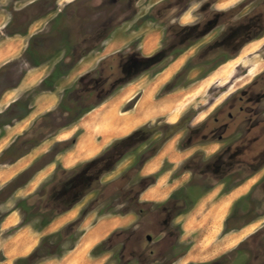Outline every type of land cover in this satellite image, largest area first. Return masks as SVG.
Instances as JSON below:
<instances>
[{"label":"rangeland","instance_id":"obj_1","mask_svg":"<svg viewBox=\"0 0 264 264\" xmlns=\"http://www.w3.org/2000/svg\"><path fill=\"white\" fill-rule=\"evenodd\" d=\"M69 1L0 0V62L11 46L6 40L15 47L12 57L0 63V137H6L0 164L24 157L27 166L22 173L13 171L0 187V232L11 237L13 247L30 235L31 250L27 259L11 258L9 264H264V186L257 187L264 169L253 175L243 167L235 177L214 180L209 189L208 182L177 173L196 149L181 152L190 128L218 116L222 104L264 71V0H218L215 5L214 0H124L122 12L118 1L96 0V8L106 9L110 33L99 31L103 16L92 17L97 27L87 29L84 0ZM170 3L187 5L182 24L177 16L166 17ZM216 7L228 9L220 26L207 23L173 60L167 53L168 23L185 26L189 34L197 22H210L207 14L218 12ZM230 22L238 26L229 28ZM7 24L10 31L2 32ZM102 39L108 40V52L117 49L115 54L122 55L118 65L116 60L102 63L104 51H97ZM102 66L107 74L116 73L103 93L124 85L102 102L93 96L84 101L81 108L96 106L76 118L78 107L71 111V106L79 95L88 97L81 94L89 80L97 84ZM137 124L142 131L135 142L142 143L136 152H131L133 139L120 142L106 169L98 165L102 172L93 177L95 187L75 195L76 208L64 212L74 201L69 204L62 195L78 176L63 166L99 153ZM162 143V152L144 171L164 168L143 198L162 202L169 187L183 185L185 191L164 207L144 199L137 205L141 178L136 166L147 146ZM198 146L207 155L222 143ZM35 173L38 178L30 183ZM117 216L127 217L125 223ZM103 220L107 227L94 235ZM6 259L0 251V264Z\"/></svg>","mask_w":264,"mask_h":264},{"label":"flooded vegetation","instance_id":"obj_2","mask_svg":"<svg viewBox=\"0 0 264 264\" xmlns=\"http://www.w3.org/2000/svg\"><path fill=\"white\" fill-rule=\"evenodd\" d=\"M73 1H77V0H71L69 1V3H72ZM95 1L96 0H84L83 9L85 10V12L89 13V17L86 19L84 26L90 31L91 30L93 31L97 27V22L93 21L92 17L103 16V19L101 20H103L105 24L103 25L102 23L100 24L99 22L100 25L99 31L102 33H110L112 29L110 26L106 24L107 19H104V17L107 16L105 11L106 9L96 8ZM115 1H118L117 3L123 4V8H119V11L120 10L121 12L124 11L125 9L124 0H115ZM217 2L218 0H214L213 4L215 5V3ZM78 6L80 8L79 10L81 11V3H79ZM38 10H42V7H39ZM216 10L218 12H209L207 14V16L211 17L209 18L211 20L210 22L209 20H206L208 22H204V24L197 22L198 24L193 26L195 27L192 29L194 31H192V33L187 34L188 31L183 30V28L186 27L184 26L181 28L182 23L179 20V18H181V16H183L188 11L187 5L178 6L177 3H170L168 10H166V14H167L166 17L170 19L172 16L174 17L177 16L178 23H181V24L168 23V32L169 35L172 36V39L168 42L169 46L167 53L170 55H174L173 60H176V58H178V56L182 52H184L187 48H189L188 44H185V42L189 40L188 38L193 37L195 34H199V32H201L205 26H209L207 23L214 24L215 28L217 26H220V22L223 20L224 16H226V14L228 13L226 12L228 9H221L219 7H216ZM60 12H62V10H60ZM60 12L55 14L56 18L59 16ZM117 16L118 13L115 14V17ZM189 23H193V22H188L187 24ZM136 25L139 26V23H137ZM9 26H10L9 24L5 25L3 27L4 30H2V32H9L10 31ZM236 26H238L236 22L233 23L230 22L229 24V28L232 27L234 29ZM27 29H29L28 26L26 30ZM88 42L90 43V41ZM107 42H108L107 39H102L100 46L97 49L98 52H100L101 50L104 51L103 58L105 60L102 63L104 64L109 61L116 60L118 65L119 60L122 59L121 58L122 55L120 56V54L119 55L115 54V51H117V49L108 52L106 47ZM179 42H181L182 44L179 45ZM191 42L193 41H190L188 43L190 44ZM65 44L69 46V43H65ZM133 48L131 46V49ZM136 48L138 49L137 45ZM90 53H91L90 50H88V55ZM128 55H131V53H129ZM136 57H139V55ZM172 63L170 62L169 65ZM110 68L114 69L115 67L111 66ZM118 69H121V67L117 66V70ZM100 70L101 71L98 73L99 78L97 80H94V82H97L98 85L93 84L92 80H89V85L85 89L84 94H81L88 97L86 99H82L79 95V98L76 100V104L71 106L72 107V109H70L71 111H73L74 107L76 106L78 107V110L76 111L77 114L76 118H79L81 115L85 114L87 111L91 110L96 106L95 104H92L87 107H83V108L80 107V105L84 101L88 100L90 97L93 96L98 98V101L101 100L104 101L107 96H109L110 94L112 95L113 92H115L117 89L123 87L124 84L121 83L117 85L114 88V90H112L113 91L112 93L111 92L107 94L103 93L105 92L109 80L114 78L116 73L115 75L107 74L105 66H102ZM174 78L176 82L178 76ZM140 131L142 130H139V128L138 129L135 128L129 135L114 139L113 141L108 143L107 146L103 147L99 153L91 156L90 158L78 161L75 164H72L71 166H63L67 171V173H70L72 176L73 175L78 176V180L77 179L73 180L71 183H69L70 185L67 184L68 187L64 191L65 194L62 195L63 201L65 200V202H69V204H71L74 201L71 205H69V207L64 212H70L76 208L79 201L75 199L74 197L75 195L79 193H85L87 188L91 190L93 187H95L97 182L94 184L95 178L93 179V177L101 176L100 173L102 172V170L98 168V165L102 164V167H105L104 170L106 169V165L108 164V161H110L111 157L117 153V148L120 142H123L126 139L130 141L133 139L134 143L132 145L131 152L133 154L136 152V149H138V147L142 143V142H138V143L135 142L136 135H138ZM205 141L211 145L222 143V146H218L217 148L212 150V152H209L207 153V155H205L201 150L197 148L198 145L204 144ZM163 147H164V143H162L159 146H156V144L154 146H147L145 148L146 149L145 157L141 160V162L138 165L136 164L137 165L135 169L136 175L141 178V182L140 181L138 182L140 187L139 188L140 197L136 203L137 205H140V199H144V201L153 203L155 205H158L159 207H164L170 204L172 200L175 199L174 197L183 195L182 191L185 188L184 189L182 188L183 185H178V186H172L171 188L170 187L167 188V192L169 190L171 191V193L165 198L166 200L165 199L161 200L162 202L156 201L155 197L143 198L144 194L147 193L148 190H150L153 186H156L158 182L157 173H160L163 170L164 165L162 164V166H159L156 170L150 172H144V169L147 163H150L151 161L154 160L156 156L160 155ZM183 147H182L183 149H181V152L183 151L185 152L186 150L189 151L193 148L196 149L193 150V152L191 151V153L188 154V156H186L185 158L186 160H184L185 163L183 162L184 163L183 168H185V172H183V168L179 169L178 171L175 170L177 171V173H179L178 175L180 176L179 178H181L186 174V172H188L190 176H192L191 179H193L195 182L198 181L199 183L201 182V184L204 181L208 182L206 183L208 189L212 188L214 184H216L214 180L216 179L219 180L221 178L224 181L226 179L228 180V178L235 177L243 167L244 168L249 167L248 170H250L251 168L252 172L250 174L253 175L259 173L262 169H264V162L259 165L256 164L257 161L264 160V71L260 72V74L258 73L257 76L253 77L249 82H247V84H245L242 88H240L239 92L235 94L230 101L226 102L224 105L222 104L220 106L218 116L216 117L214 116L212 120L207 121L206 123L204 122L198 127L190 128V135L186 138V142L183 144ZM126 151H128V149ZM126 151L122 154V157L124 156V154H127ZM142 152H139L140 154L138 153L139 156L142 155ZM168 162H170V164H173V162L170 160ZM50 164L51 163H48L44 167H41L40 169H38L37 172L42 171L46 166ZM253 168L256 170L254 171ZM26 169L27 167L24 168L22 172H24ZM36 173L35 175H33V177L37 175ZM261 181L262 182H260L257 185V187H261L260 186L261 183L262 186H264V178ZM33 191L34 190H32L30 194L33 193ZM54 195H56V192H54ZM145 203L146 202H142V205ZM70 222L67 223L72 225V224H76L78 221L71 223ZM63 233L64 232H62L60 236ZM51 237L52 235H49L47 238L49 239ZM148 238L152 239L150 235L148 236ZM59 243H61V239ZM27 257L29 256L23 257L22 259H27Z\"/></svg>","mask_w":264,"mask_h":264},{"label":"crops","instance_id":"obj_3","mask_svg":"<svg viewBox=\"0 0 264 264\" xmlns=\"http://www.w3.org/2000/svg\"><path fill=\"white\" fill-rule=\"evenodd\" d=\"M6 41H9L8 43V45H11L10 47H8V50H9V54L7 53L5 56L6 57H4V55H3V59L1 60V64L2 63H4L5 61H8L11 57H12V55H13V50L15 49V47L13 46V42H12V40L10 39H8V40H6ZM6 47H7V45H5L4 44V46H3V50L4 49H6ZM5 59V60H4ZM140 124V123H139ZM139 124H137V125H135V126H132L131 127V129L130 130H128L127 132H125V133H123V134H121V135H119V136H115L114 138H112L113 140L114 139H116V138H119V137H123V136H126V135H129L135 128H137L138 127V125ZM5 126H9V127H11V125H5ZM5 141H6V137H0V153H1V151L3 150V148H2V144H5ZM77 144V143H76ZM81 160H83L82 158L81 159H79V161H81ZM149 163H147V165H148ZM146 165V166H147ZM27 166H26V163L24 162V157L23 158H20V159H18V160H16V161H14V162H3L2 164H0V187H2V186H5L7 183H8V181L9 180H11V178H12V172L13 171H16V173L17 174H19V173H21L22 172V170L24 169V168H26ZM145 169H146V167H145ZM144 169V170H145ZM44 170V169H43ZM42 170V171H43ZM42 171H40V172H42ZM150 171H153V170H149V171H146V172H150ZM39 172V173H40ZM145 172V171H144ZM39 173L35 176V178L30 182V183H33V182H36V179L38 178L37 176L39 175ZM22 187H20V189H21ZM30 190V189H29ZM151 190V189H150ZM31 191V190H30ZM149 191V190H148ZM146 198H150V197H146ZM70 212H73V210L72 211H70ZM117 218H118V220L117 219H115V220H117V221H123V219H126L127 217H123V216H121V217H118L117 216ZM6 222V221H5ZM124 222V221H123ZM125 223V222H124ZM3 224H4V221H3ZM100 224H103V225H101V226H99V228H96V231H95V233H94V235L96 234V235H101L104 231H103V227L102 226H104L105 225V227H107L106 226V224L108 225V223L106 222V220H103V223H99V225ZM97 225V224H96ZM96 225H94V226H96ZM3 228H4V226H3ZM244 228V227H243ZM2 229V228H1ZM105 231H106V229H105ZM28 233H30V231L27 229L26 231H25V236H27L28 235ZM92 234H90V236H91ZM3 235H2V232H0V251H4V255H5V257L7 258L5 261H3L2 263L4 264L5 262H8V264L11 262V260H13V259H11V258H17V257H20V256H22V255H29L30 254V252H31V250L28 248V246H30V241H29V237H30V235L28 236V237H26V238H28V239H26V238H24L23 240H22V243H18L16 246H14L13 247V245H12V239H11V237H8V238H3L2 237ZM88 236H89V230L84 234V236H83V238H88ZM21 245V246H20ZM22 249V251H20ZM24 249L26 250V251H24ZM19 251H20V253H19ZM17 253V254H16ZM19 253V254H18ZM13 254H15L16 256H12ZM205 258H208V256L206 257V256H201V259H205Z\"/></svg>","mask_w":264,"mask_h":264},{"label":"bare ground","instance_id":"obj_4","mask_svg":"<svg viewBox=\"0 0 264 264\" xmlns=\"http://www.w3.org/2000/svg\"><path fill=\"white\" fill-rule=\"evenodd\" d=\"M9 44V43H8ZM6 45V44H5ZM71 164H72V162H71ZM43 172V171H42Z\"/></svg>","mask_w":264,"mask_h":264},{"label":"trees","instance_id":"obj_5","mask_svg":"<svg viewBox=\"0 0 264 264\" xmlns=\"http://www.w3.org/2000/svg\"><path fill=\"white\" fill-rule=\"evenodd\" d=\"M106 212V211H105ZM22 259V258H21Z\"/></svg>","mask_w":264,"mask_h":264}]
</instances>
